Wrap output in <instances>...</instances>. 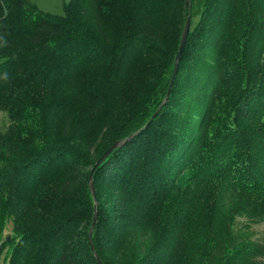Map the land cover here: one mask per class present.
Wrapping results in <instances>:
<instances>
[{
    "label": "trees",
    "instance_id": "obj_1",
    "mask_svg": "<svg viewBox=\"0 0 264 264\" xmlns=\"http://www.w3.org/2000/svg\"><path fill=\"white\" fill-rule=\"evenodd\" d=\"M189 13L185 0H68L63 13L0 0L7 264H135L144 246L141 264H165L200 237V264H254L259 249L232 223L264 213V0H204L152 116ZM221 44L240 54L228 73L213 61ZM115 140L91 178L93 253L80 241L94 212L87 178Z\"/></svg>",
    "mask_w": 264,
    "mask_h": 264
},
{
    "label": "rangeland",
    "instance_id": "obj_2",
    "mask_svg": "<svg viewBox=\"0 0 264 264\" xmlns=\"http://www.w3.org/2000/svg\"><path fill=\"white\" fill-rule=\"evenodd\" d=\"M30 1L33 2L38 8H40L44 11H49L52 13H63L64 3H66L68 0H30ZM203 2H204V0H190V2H189V8H190L189 16H190L191 22H192L191 27H193L194 29L196 28L194 26V21H196L197 16L200 13ZM189 28H190V26H189ZM241 30H242V24L240 25V27L238 29L234 30L233 32L235 34H239V33H241ZM212 55H213V57H215V59L213 61H217V64H219V68H220L221 73H228L229 72V68L223 64V61L226 59V57H230L232 59L233 63H236V61L240 59V54L237 52L236 53L233 52V50H230L228 53L225 52V50H223V48H222V44L220 46H214L213 47ZM185 67H187V66H185ZM174 79L175 78H173V82H174ZM173 82H172V84H173ZM168 83H169V81H168ZM209 89H211V88H209ZM189 97H190V95L189 96L184 95L185 100H188ZM220 99L213 98V100H212L213 112L211 115V119H210L209 123L207 124L208 127L210 126L211 122L216 123L217 117L221 113V111L218 109V105L220 104L219 103ZM161 105L162 104H159L157 106L156 110H154V112L152 113V116H154L158 112ZM180 107H181V105H179L177 107V110H179ZM227 116H228V113H227ZM5 120H6L5 116L3 115L2 112H0V121L2 122ZM187 177H188L187 172H184L182 174V176L178 177L177 181H178V183H180L178 185L181 186L183 184V182H185ZM81 178H82V176L81 177L79 176L76 178L73 177L72 180H73V182L77 183ZM83 180H84V178H83ZM87 180H88V178H87ZM87 184H88V182H87ZM93 189H94V186H93ZM94 192H95V189H94ZM95 198H96V194H95ZM96 203H97V198H96ZM93 207L97 213L96 218H95V222H94V225H95L97 217H98V212H97V204L94 203V199H93ZM195 216L200 217L201 213L197 212V213H195ZM92 219H93V216H92ZM236 223L237 224L242 223V226H244V227L241 228L239 231L242 234L245 233L244 235L246 237L251 238L253 240L254 245L259 249L258 255L255 256V258L253 259L254 262H252V263L264 264V213H262L260 215L248 217V218H245L242 215L241 216L236 215L235 220L232 223V228H234V230H238L236 227ZM94 225H93V227H94ZM90 227H91V223L89 226V223L84 222V224L82 226L83 232L81 233L80 241L85 243L87 241V238H88L90 246L92 245V247L94 249V246L92 244L93 242L91 240V233L93 231V227L92 228H90ZM85 233H86L87 237H85ZM110 233H111V231L105 230V232L103 233V237L99 241L97 240L98 249L100 247L99 245L103 242V239L105 237H108V235ZM186 234H187V231L184 233V236L188 237V235H186ZM7 236H9V239H7ZM15 237H16V234L14 232L13 220L11 217H9V218L6 217L3 224L1 225V230H0V242L2 244L0 246V251H1V253H0V264H7L9 249L13 245ZM123 237H124V235H123ZM132 237H134V236H132ZM132 237H131L130 243L133 242V244H135L136 239L132 238ZM199 241H200V244H199L198 240H195L193 251H190V252H188L186 250H179V249L175 248L173 250V252L171 253L170 257L167 259V262L165 264H188V262L185 263V260H190V264H200L199 260L197 258L200 256L201 250L204 249V245H203L204 240H203V238L200 237ZM104 246H103L102 250H105ZM83 249L85 250V248H83ZM147 250H148V246H144L142 252L135 254V255H132V257L135 261V264H141L142 263V257L147 252ZM76 251L79 252V248H76ZM188 253H190V254H188ZM140 256H141V258H139ZM89 264H92V261H90ZM102 264H103V262H102ZM120 264H122V263L120 262Z\"/></svg>",
    "mask_w": 264,
    "mask_h": 264
},
{
    "label": "water",
    "instance_id": "obj_3",
    "mask_svg": "<svg viewBox=\"0 0 264 264\" xmlns=\"http://www.w3.org/2000/svg\"><path fill=\"white\" fill-rule=\"evenodd\" d=\"M190 0H185V3L186 4H189ZM189 25H190V16L189 14L187 15L186 17V20H185V23H184V27H183V31H182V34H181V39H180V43L178 45V49H177V52L175 54V57H174V62H173V68H172V73H171V76H170V79H169V83H168V86H167V89H166V93L164 95V98L163 100L161 101L160 104H162L167 95H168V92L171 88V84L173 82V78L177 72V69H178V64H179V59H180V56H181V53L184 49V46H185V42H186V38H187V34H188V31H189ZM122 141L121 140H115L111 145H109L100 155L99 157L96 159L95 163L92 165L90 171H89V174H88V186H89V190L93 196V199H94V203L96 204V198H95V192H94V189H93V183H92V173H93V170L95 169V167L107 156V154L113 149L115 148L116 146H118L119 144H121ZM96 210H94V213H93V219H92V222H91V227H93L94 225V222H95V218H96ZM7 239H9V236H7ZM93 253H94V250H93V247L92 245L90 246ZM96 257V260L99 264H102L100 258L95 255Z\"/></svg>",
    "mask_w": 264,
    "mask_h": 264
}]
</instances>
